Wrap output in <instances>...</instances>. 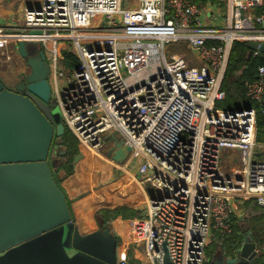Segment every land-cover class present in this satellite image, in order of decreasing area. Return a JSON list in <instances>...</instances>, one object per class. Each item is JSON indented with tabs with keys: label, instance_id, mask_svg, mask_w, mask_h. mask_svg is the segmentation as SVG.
<instances>
[{
	"label": "built area",
	"instance_id": "1",
	"mask_svg": "<svg viewBox=\"0 0 264 264\" xmlns=\"http://www.w3.org/2000/svg\"><path fill=\"white\" fill-rule=\"evenodd\" d=\"M203 1L43 0L24 8L22 30L0 26V53L20 41L42 45L51 100L78 141L76 161L110 163L146 197L147 217L115 234L116 264H130L132 247L143 263L205 264L212 238L232 236L236 203L264 208L257 111L217 108L235 44H264V0ZM65 72L70 87L61 91ZM246 94L264 110V66ZM109 134L131 148L122 164L108 156ZM226 154L236 167L222 164Z\"/></svg>",
	"mask_w": 264,
	"mask_h": 264
},
{
	"label": "water",
	"instance_id": "2",
	"mask_svg": "<svg viewBox=\"0 0 264 264\" xmlns=\"http://www.w3.org/2000/svg\"><path fill=\"white\" fill-rule=\"evenodd\" d=\"M30 43L37 42L18 43L29 74L16 91L0 79V264H116L115 234L109 229L83 234L65 190L55 181L54 145L66 128L53 114L57 106L45 54H30ZM249 48L264 53V44L250 43ZM105 140L111 143L108 156L124 163L131 148L115 134ZM258 255L247 235L235 257L222 256L216 264H255Z\"/></svg>",
	"mask_w": 264,
	"mask_h": 264
},
{
	"label": "trees",
	"instance_id": "3",
	"mask_svg": "<svg viewBox=\"0 0 264 264\" xmlns=\"http://www.w3.org/2000/svg\"><path fill=\"white\" fill-rule=\"evenodd\" d=\"M198 4H204L203 0H195ZM264 13V8L259 9L258 14ZM253 50L248 43H236L230 57V63L223 82V90L226 98L217 103V108L225 111H235L238 109L255 108L257 111V142L264 144V110L257 103L252 102L246 94V84L258 79V72L264 66V54L254 57ZM68 59L76 66V60L72 55H67ZM80 154L78 141L70 130L66 128L62 138H57L52 155V171L57 185L61 188L63 182L74 174L76 158ZM264 157V154L262 155ZM70 202V201H69ZM71 204V202H70ZM249 211L255 210L261 214L248 218L232 217L233 234L229 238L214 236L207 248V260L205 264H216L218 252H222L223 258H233L238 254L244 244V237L249 233L254 242L258 244L259 255L255 259V264H264V208L251 202L246 203L245 208ZM100 230H111L112 222L115 219H133L138 217V211L121 202L111 209H101L97 211ZM113 232V231H112ZM114 233V232H113ZM120 242V239L117 238Z\"/></svg>",
	"mask_w": 264,
	"mask_h": 264
},
{
	"label": "crops",
	"instance_id": "4",
	"mask_svg": "<svg viewBox=\"0 0 264 264\" xmlns=\"http://www.w3.org/2000/svg\"><path fill=\"white\" fill-rule=\"evenodd\" d=\"M22 3L24 4V0ZM24 8L22 6L17 9L14 2L0 0V26L16 27L22 30L21 21ZM17 47L15 43H10L4 54L0 53V62L1 59L7 58L9 60L15 55L18 56ZM8 66H11V64H8ZM21 73L22 70H19L17 75L19 76ZM0 79L6 86L9 85H7L5 80L12 79V75L5 71L2 65H0ZM117 172L121 174V171L113 168L110 163L98 157H84L76 161L74 174L63 182L62 187L71 202L75 223L83 234L95 232L97 229L95 228L97 224L94 217L100 206H113L123 201L132 209L137 210L138 215L146 209L147 200L146 197L142 196L143 191L140 186L134 179L127 178L129 180L126 181V178H123ZM135 178L137 177L135 176ZM236 216L240 219L243 217L238 214ZM128 220L115 219L112 222L114 234L124 231V223L128 222ZM134 252V254L132 253L133 260L139 261L138 252L136 253L135 250ZM132 254L129 255L131 256Z\"/></svg>",
	"mask_w": 264,
	"mask_h": 264
},
{
	"label": "rangeland",
	"instance_id": "5",
	"mask_svg": "<svg viewBox=\"0 0 264 264\" xmlns=\"http://www.w3.org/2000/svg\"><path fill=\"white\" fill-rule=\"evenodd\" d=\"M8 1L9 2H14L15 3V7L17 9H20L22 6H24L25 8L27 6L35 7L38 4L43 2V0H24V4H23L22 1H20V0H8ZM129 2H130V0H129ZM67 46H71V44L68 43ZM28 51H29L30 54L36 55L39 51H43L44 52V49H43L42 45L39 44V43H30L28 45ZM180 51H183L182 52L183 55H185L187 58L189 57L190 61H192V55L189 53V51L186 48H183ZM8 64H11V66H8ZM49 64H50V60L47 59L45 61V67L48 68V70L50 68ZM0 65L3 66V69L5 71H7L9 74L12 75V79H6L5 80L7 85H9L10 87H15L16 84L21 82L29 74V69H28V67L26 65V62L19 55L18 56L15 55L14 57L10 58L9 60H7V58L6 59H1ZM19 70H22V73L18 76L17 74H18ZM68 77L69 76L65 72V77L64 78H59V87H60L61 91H63V90H65V89L70 87V85L66 82ZM51 83L53 84V80L52 79H51ZM52 102L54 104H56L57 100L55 98H53ZM53 114L60 122L64 121L63 112H62V110H61V108L59 106H57L55 108ZM110 144L111 143L108 142L106 146L109 147ZM228 158H229V156H228V154H226L224 156V158L222 159V164L225 167L229 168V169H231L233 167H236V165H237L236 156H235V161H233L232 163H229ZM262 159L264 160V157ZM131 172H132V174L134 176L137 177L138 173L136 171V163H133ZM117 173H119V172H117ZM120 175L123 178H126V181H128L130 179L129 176H127L126 174H123L122 172H121ZM127 178H129V179H127ZM145 189L149 191V196L151 198H157V192L155 190H153L149 184L145 185ZM141 195H142V193H141ZM142 196L145 197L144 194ZM121 202H123V201H120V202L116 203L113 206H100L99 209H97V211L101 210V209H107V208L111 209L112 207H115L116 205H118ZM144 205H145V203H144ZM235 206H237V212L236 213L239 216H243L242 218L247 217V221H248V218L261 214L260 212H257L255 210L249 211V209L247 207L246 208L244 207V204L236 203ZM138 217L146 218L147 217L146 216V209L143 210L142 213ZM94 218H95V221H96V224H97V226L95 227L97 229L95 231H98V230H100V226H99V222H98V213L97 212H96ZM116 220H119V218L116 219ZM121 224H123V223H121ZM260 229L263 230L264 229V225L260 226ZM248 235H251V234L249 233ZM262 240L264 241V235L262 237ZM256 245H257V249H258V244L256 243ZM134 250H135V247H132V250L130 249L131 253L129 251L128 254H127V258L129 260V262H131V264H148V263H143V262H139V261L133 260V254L135 253ZM138 250L142 252L143 248H139ZM129 254H132V255L130 256ZM221 257H222V252H218V258H221Z\"/></svg>",
	"mask_w": 264,
	"mask_h": 264
},
{
	"label": "flooded vegetation",
	"instance_id": "6",
	"mask_svg": "<svg viewBox=\"0 0 264 264\" xmlns=\"http://www.w3.org/2000/svg\"><path fill=\"white\" fill-rule=\"evenodd\" d=\"M10 90L12 91H16V88H17V84L15 85V87H10V86H7Z\"/></svg>",
	"mask_w": 264,
	"mask_h": 264
}]
</instances>
